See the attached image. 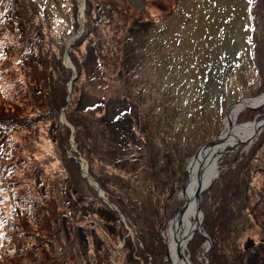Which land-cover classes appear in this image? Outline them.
<instances>
[{
    "label": "rangeland",
    "instance_id": "obj_1",
    "mask_svg": "<svg viewBox=\"0 0 264 264\" xmlns=\"http://www.w3.org/2000/svg\"><path fill=\"white\" fill-rule=\"evenodd\" d=\"M43 1L52 25L66 35L64 50L66 38L79 29L78 17L84 24L68 46L80 66L71 83L68 113L85 117L86 105L103 107L86 113L106 127L108 140L93 151L91 161L78 159L87 174L97 176L103 195L112 194L116 201L119 195L126 197L134 204L124 206L126 213L140 214L150 231L117 217L98 195L96 200L81 197V189L89 190L66 159L69 151H78L77 145L69 137V148L63 147L55 134L62 124L71 132L73 127L59 114L58 121L18 131L22 134H15L12 152L7 144L9 155H0V264H170L164 231L185 204L181 190L189 179V160L203 143L225 131L227 110L236 101L264 95V71H259L264 59L259 65L253 57L255 40L264 46V0H258L261 7L255 9V0H84L83 14L79 0L40 4ZM100 2L106 5L102 9ZM2 45L0 114L17 110L22 115L12 92L16 85L10 81L20 77V87L30 89L38 74L22 72L16 77L17 65L9 66L10 39L0 41ZM58 55L62 61L56 59L57 75L70 78L71 70ZM68 57L76 73L77 64ZM245 107L236 114L237 124L264 117V105ZM235 143L224 153L249 151V163L243 164L231 187L234 179L227 190L215 192L210 185L224 170L218 163L216 178L201 192L200 220L206 234L197 229L184 248L193 264H233L231 259L264 264V125L252 138ZM122 159L131 161L126 162L131 169H125ZM5 162L11 166L5 167ZM19 203L29 208L28 214ZM250 240L254 245L245 249ZM135 246L143 251L145 247L146 261L132 253ZM162 249L161 259L157 251Z\"/></svg>",
    "mask_w": 264,
    "mask_h": 264
},
{
    "label": "trees",
    "instance_id": "obj_2",
    "mask_svg": "<svg viewBox=\"0 0 264 264\" xmlns=\"http://www.w3.org/2000/svg\"><path fill=\"white\" fill-rule=\"evenodd\" d=\"M257 1L258 0H255L253 3L254 9L257 6H260L259 3L256 4ZM97 5H98V9H102L106 6L102 2L97 3ZM88 6H90L89 2L87 3V7ZM47 8H48L47 3L45 1H43L40 4L39 0H0V41L5 42L6 40L10 39L9 50L11 53L10 56L11 59L9 66L17 65V68L14 70L15 72H17L16 77L20 76L22 72L29 74L31 72L37 71L38 74L37 79L34 81L33 86L31 85L30 89H25L20 87V84L22 83L20 77H18L17 81L15 79H12L10 81L11 84L13 83L14 85H16L14 86L12 92L14 93V96L17 97V102L19 103L20 108L17 107L16 104L15 107L21 110L22 115L16 114L17 110H15L14 111L15 113H12V115L0 114V155L3 156V159L6 158L5 155L6 156L9 155L10 149L9 150L6 149L7 144L11 146V152H12V150L14 149V148L12 149V147L15 146L17 143L14 141L15 134H19V133L22 134L21 132L18 131H22L25 128H27L28 125L38 124L41 121H58L57 118L58 115L60 114L73 127V130L71 132L69 126L65 124H62L59 130L56 127L55 134L57 141L60 142V145L66 147L67 141L69 140V137H71L73 139V142L76 143L78 149V151L76 152L72 151V154L76 157V159L79 158L77 156L79 155L91 161L93 151L97 147H100L101 144H104L103 142H105L106 139L108 140V138H107L106 127L96 122L95 117L93 119H90L89 114H87L86 111L94 112L97 109V107L98 108H103V107L101 106V104H98L96 107H93L94 104L93 106L86 105L82 109L83 111L82 113L86 115L85 117L80 115L74 117L73 115L68 113V108L72 102L71 92H68V83L71 77L65 78L61 73H58L57 75L58 69H57V60H56L58 59V61L61 64L62 60L61 57L59 58L58 54H62V57H64L65 50H64L63 42L65 39L64 38L65 34L59 31L56 28V26L52 25V23L50 22V17L47 14L48 12ZM258 15L262 19V15H260L259 12ZM253 19H254V14H253ZM259 23L261 24V20H259ZM76 26L77 23L73 21V28ZM256 29L257 26L254 21V27L252 29L253 37H255ZM88 30L89 28H87L86 26V31L81 36V41L86 36ZM75 42L76 41H74L72 44H75ZM0 48L4 49L5 46L2 45ZM262 48L264 49V46L262 47V43L259 41L256 44V40H255V45L253 48V57L254 59L256 58V62L259 65H260L259 60L264 59V52ZM16 51L20 54L19 57L22 56L24 57V60L22 62H19V57L17 58L15 57ZM257 51H258V59L256 57ZM67 53L71 57L73 63L77 64L75 65L77 70L75 74L77 76L78 74H80V66L71 47L68 48ZM52 61L53 64H51ZM62 69L64 68L62 67ZM261 69L264 71V67H260L259 71ZM261 73L263 75V72ZM263 90L264 88L262 89V91ZM206 91L207 89L205 90L203 87V92L206 93ZM67 97L69 99H67ZM44 98H47V101L45 103H42L44 102L43 100ZM254 112H259V111H254ZM254 115L255 114H253V116ZM23 122L28 123L27 126H25ZM92 122L96 123L98 128L94 127L91 124ZM99 136L101 137L100 139L98 138ZM228 153L229 152L223 154L220 157L221 160L219 162L223 165L224 170L221 169L219 171L218 177L215 179L217 183L214 181V185L216 188L213 187L212 189H214L215 192H218L223 189L227 190L228 181L230 179H234V181L230 185L231 187L232 184H234V182L236 181L235 179H237L238 174L240 175L241 169L243 168V164L246 161L249 163L248 161L249 159L247 157L249 151H246L244 155L238 153L237 151L230 152L229 154ZM72 158L68 157L66 159L68 160V162H71L72 167L78 172V180H81L83 183H85L86 187L89 190V193L87 192L84 193V191L81 189L80 191L81 197L91 198L92 200L99 199L97 197L98 194L94 186L89 185L87 181H85L80 176L79 167H78L79 163L74 158H73L74 160ZM123 160L124 162L122 164H124L125 169L127 168L131 169V167L128 164H126V162L130 160L122 159L120 162H122ZM120 162L117 161V164ZM4 164H6L5 167L11 166L10 165L11 162H5ZM5 170L2 169V172H6ZM90 173H91L90 176H92L96 180L97 176L91 171ZM99 185L102 188L101 184ZM211 185H213V182L211 183ZM219 195H222V193L221 194L219 193ZM107 198L115 206V208L119 210V212L115 211L106 204L109 208H111V210L115 212V213L113 212L115 215H117L116 213L120 215L122 213V215L127 216L124 217L131 223L130 225L138 229L143 228L146 229L148 232L150 231L149 227L145 225L140 214H136V216L134 217L130 212H129L130 215L126 213L125 207L128 206L130 207L134 205L126 197L119 195L118 200L116 201V198L112 194H107ZM70 199L72 200V198ZM19 205H20V209L23 211L24 214L29 213V208L23 207L20 203ZM137 209H139V207H137ZM130 216L132 218H130ZM117 217L119 216L117 215ZM15 226L16 223H14L13 225V229H12L13 231L15 230ZM77 231L79 232V235L80 234L83 235L82 229L79 228V226L77 227ZM123 232H124L123 234H125L126 229H123ZM202 233L206 234L203 227H202ZM202 233H200V235ZM9 236L10 239H13V236L11 234H9ZM141 237L143 238V233H141ZM136 241L139 240L137 239ZM214 242H215L214 246L217 247V253L219 254L218 252L219 247L216 246L217 244L216 240ZM143 245L146 246V242H143ZM21 251L23 254L27 253V250H24L23 248ZM133 252L135 253L137 258H139V256L140 258L143 256V259L145 261L149 256L145 247L143 251L142 249H139L135 246L132 249V253ZM157 253L161 254V259L165 254L163 249L158 250ZM154 257L156 259L157 255H154ZM211 261L214 262L215 257H212ZM231 261L233 262V264H242L241 262H237L235 259H231ZM152 264L155 263L152 262Z\"/></svg>",
    "mask_w": 264,
    "mask_h": 264
},
{
    "label": "bare ground",
    "instance_id": "obj_3",
    "mask_svg": "<svg viewBox=\"0 0 264 264\" xmlns=\"http://www.w3.org/2000/svg\"><path fill=\"white\" fill-rule=\"evenodd\" d=\"M246 104H248V108L262 107L264 105V95L254 98H245L239 103L232 105L225 119V131L219 136L221 140L204 146L200 149L196 157L189 160L187 168L189 179L185 188L181 190L182 197H184L187 202L186 209L181 215H175L171 220L169 228L164 231V239L167 249L169 250L172 264H193L187 256H184V248L187 241L192 237V234L198 229L197 223L200 221V213L196 208V192L199 187H202V192L205 191L208 184L216 178L215 176L218 174L217 164H220L219 158L222 153H224L225 149L229 147L232 148L231 146L238 141V137L243 141L248 136L252 135L258 120L243 124H237L235 122L237 112L245 107ZM199 170H201V172L198 173Z\"/></svg>",
    "mask_w": 264,
    "mask_h": 264
},
{
    "label": "water",
    "instance_id": "obj_4",
    "mask_svg": "<svg viewBox=\"0 0 264 264\" xmlns=\"http://www.w3.org/2000/svg\"><path fill=\"white\" fill-rule=\"evenodd\" d=\"M83 2H84V0H79L78 10L80 11L81 14H83V8H84V7H83ZM78 23H79V29H77L76 33H75L74 35H72V36L67 37L66 40H65L64 64H65V65L71 70V75H72L71 78H70V81H69V83H68V92H70V89H71V83H72V80H73L74 75H75V68H74V66H73V65L70 63V61H69V57H68L67 50H68V46H69V41L72 40V39H74V38H76V37H78V36L82 33V31H83V29H84L83 20H82L81 17H78ZM245 98H246V97H245ZM245 98L239 99V100L236 101L234 104L239 103L240 101H242V100L245 99ZM67 99H69V98L67 97ZM234 104H233V105H234ZM246 106H248V104H246ZM228 110H229V109H228ZM228 110H227V112H228ZM60 120H62V116H60ZM243 123H245V122H243ZM243 123H240V124H243ZM263 125H264V117L258 119V121H257V125L255 126V129H254L252 135L248 136V137H247L245 140H243V141H246V140L252 138V137L256 134V132H258V131L260 130L261 126H263ZM219 140H221V138H220L219 135H218V136H216L214 139H212L211 141H208V142L203 143V144L198 148V150L196 151V153L192 156V158H194V157L197 156V154L199 153V151H200L201 148H203L204 146H206V145H208V144H213V143H215L216 141H219ZM237 140H238V141L235 143L236 146H238L239 143L243 142L242 139H241L240 137H238ZM69 155H70L71 157H73V158H74V159H75V160L81 165L83 175L89 179V182L91 183V185H93L94 188L96 189L98 196H99V197H100V198H101V199H102V200H103V201H104L109 207H111L113 210L119 212V210H117V209L115 208V206H114L113 204H111V203L109 202V200L103 195V192L101 191V187H100L99 183H98V182H97L92 176H90L89 174H87V170H86V167H85V165L83 164V162H81L79 159H76V157L72 154L71 151H69ZM199 172H201V170H199L198 173H199ZM187 180H188V179H187ZM186 183H187V182H186ZM209 184H210V183H209ZM209 184H208V185H209ZM185 185H186V184H185ZM201 192H202V187H199V188L197 189V192H196V208H197V211H198V212L200 213V215L202 216V212L200 211V203H199V197H200ZM186 206H187V202L185 201V204L179 209V211L176 213V216L181 215V214L183 213V211L186 209ZM121 216L125 219V217H124L122 214H121ZM197 228H198V231H199V232H202L201 220L198 221V223H197ZM164 240H165V239H164ZM209 242H210V241H209ZM165 244H166V242H165ZM209 245H210V243H209ZM209 245H208V247H209ZM253 245H254V243L250 240V241H247V243L244 245V248L247 249L248 247H252ZM182 255H183V254H182ZM166 256H167V259L170 261L169 250H168L167 248H166ZM184 256H185V255H184ZM170 264H172L171 261H170Z\"/></svg>",
    "mask_w": 264,
    "mask_h": 264
},
{
    "label": "snow or ice",
    "instance_id": "obj_5",
    "mask_svg": "<svg viewBox=\"0 0 264 264\" xmlns=\"http://www.w3.org/2000/svg\"><path fill=\"white\" fill-rule=\"evenodd\" d=\"M0 220H2V217H0Z\"/></svg>",
    "mask_w": 264,
    "mask_h": 264
}]
</instances>
